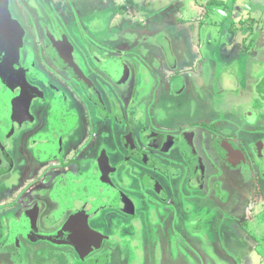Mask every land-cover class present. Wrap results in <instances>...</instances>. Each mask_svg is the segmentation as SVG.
<instances>
[{"label":"flooded vegetation","instance_id":"flooded-vegetation-1","mask_svg":"<svg viewBox=\"0 0 264 264\" xmlns=\"http://www.w3.org/2000/svg\"><path fill=\"white\" fill-rule=\"evenodd\" d=\"M13 1L18 12L0 10V264H109L110 250L118 251L120 240L142 231L135 223L143 212L166 208L169 224L174 213L186 222L183 203L201 198L189 190V176L196 183L193 191L201 190L203 181L209 199L219 194L225 177L237 190L244 176L253 180L251 190L239 191L246 219L253 220L264 207L258 191L264 118L238 101L240 91L232 93L245 83L244 72L253 80L256 68L255 94L264 105L259 21L248 17L239 30L226 17L229 5L223 10L221 2L203 0L189 25L186 60L171 58L159 68L142 62L138 45L122 33L117 42L108 28L82 23L79 0ZM210 6L225 14L214 20L216 34L221 27L227 31L219 45L208 35L214 43L210 51L216 52L207 58L202 52L208 50L193 39L202 33L205 18L216 14L209 13ZM120 22L113 25L114 35ZM238 37L243 43L228 46ZM180 97L187 101V113L177 109L158 120ZM187 123L190 135L183 131L187 126L181 129ZM162 126L175 129L172 140L182 137L188 143L185 156L164 150ZM208 161L210 172L204 174L201 163ZM228 213L237 221L232 204ZM216 218L209 221L211 228ZM219 222L215 233H226L225 221ZM246 226L237 232L253 237ZM163 234L165 241L172 238ZM233 235L227 234L234 240Z\"/></svg>","mask_w":264,"mask_h":264},{"label":"rangeland","instance_id":"rangeland-1","mask_svg":"<svg viewBox=\"0 0 264 264\" xmlns=\"http://www.w3.org/2000/svg\"><path fill=\"white\" fill-rule=\"evenodd\" d=\"M0 1L2 3V5L0 6V10L2 13L5 12V14H7L8 12L12 15L10 11H19L15 6L13 0ZM208 1L209 0H206V2ZM259 1H261V4L264 5V0ZM216 2H221V4L224 5L222 6L223 10L226 4L229 5L228 7L230 8L229 11L231 16L228 14L226 15V17L228 16L230 22H233L234 25L239 28V30L241 24L240 22L242 20L248 19V17L254 18V21H259L260 28L264 26V10L252 11L251 9H249L248 6H252V2L250 3L246 0H236V5H233V0H216ZM254 6L256 5L254 4ZM102 7H99L98 4H90V11L88 12L89 15H79V20L81 19L80 21L82 23L85 22L88 28H90L91 26H93L92 22L97 23L98 19L95 17L93 19H90L89 16H91L94 12L100 11ZM213 7L218 10L216 6ZM209 9L211 10L212 7L210 6ZM250 10V15H247ZM41 13H45L44 9H41ZM209 13L216 14L213 16L209 15L205 18V20L203 21L204 25L201 37L198 36L193 40V42L196 44H201L202 46L204 45L206 50H208V53H204L203 51L202 55H207V58H212L216 51H210L209 45L213 46L214 43L216 45H219L227 29L225 27H221L219 33L216 34L217 32H215V30L217 29V24H214V20L217 18H221V16L225 17V14H223L221 11L215 10H211L209 11ZM86 17H89V19H87ZM102 19L103 22L108 24V19L107 21H105L104 18ZM236 19H239V21H235ZM102 27L108 28L105 24H103ZM249 27H251V25ZM120 28H122L121 25ZM127 29L128 28H124L122 30ZM239 30H237L238 35H242L241 33H239ZM120 33L117 34L116 32V35L109 33V35L115 36L117 39H113L118 42ZM209 34L213 38L214 43L212 40H208ZM232 42L234 44L235 41ZM226 49L227 47L224 48L225 51ZM185 54L189 56V51L185 52ZM235 57L236 56H231L232 59H234ZM183 60L185 61L186 57H184ZM237 65H239L238 61ZM261 65L264 66V63H262ZM233 69H235V67L233 66H229L228 68V70L231 71ZM255 69L256 68H254L252 71V81H250L251 79H248V73H243L242 78L245 79V83L240 85V87H238L239 89L236 88L233 91L232 95H235L240 91L238 93V101H242L243 105L250 108L252 111H259L262 116H259V120H263L264 105L262 104L261 99L258 98L255 94V89L257 87H255V85L260 77H258L259 72L255 71ZM239 70L241 69L239 68ZM240 74L241 71L239 72V76ZM226 85L229 86V83H226ZM231 89L234 88L231 87ZM190 108L191 107H188V109ZM177 109H182L185 113H187V101L185 98L180 97L178 99V104L175 105L174 108L164 110L167 113L161 115L158 120H163L164 118L166 120V117L173 114L172 112ZM192 112H195L194 109H192ZM250 122L256 123L255 120H250ZM187 125L188 123L181 127V129H184ZM162 127V129L165 131H160L159 134L162 135V140L165 143L164 150L166 152L170 150L171 152H173L174 156H185L187 153L186 146L188 143H184L182 137H180L179 139L173 138L172 140L171 137L173 136L175 129L171 130L170 126ZM189 129L190 127L187 126V129H184L183 131L189 133L190 135L192 131H190ZM261 137H263V135H259L258 138L261 139ZM191 141H193V138L191 139ZM154 142L159 141H153V143ZM189 144L191 145L190 142ZM207 148L208 150H210V147ZM187 160L189 161L190 159ZM165 162L168 163L166 160ZM209 162L210 161H208L204 166L203 162L201 163L204 174L210 172V169H208ZM223 170L232 172V175L238 174L237 176H240L239 171L236 172L235 170L226 169L225 167L223 168ZM248 180L249 179H246L244 176L242 182L238 181V184L241 185V190H237L234 187L236 185H233V183L225 177L221 180V184L219 185L221 189L219 194L217 196H213V199H209L208 194H204L203 192V181L202 183H200L201 190H199L198 192L193 191L196 183L192 179V177L189 176V190L195 192L194 194H200L199 196L201 198L197 197L195 202L194 199H189V202L183 203L184 206L182 205V208L188 213L189 216L186 219V222L180 223L179 219L174 213L173 215H175V218L170 220L172 224H169V221L165 219L167 218L166 208H161L156 211L153 210L151 212L142 211L143 214L139 215L138 221L135 223L136 226H138V224L140 225V227L143 226L142 231L140 229H136L137 232L135 234L125 237L124 239H122L123 241L120 240V242H122V245H120L121 248L118 251L110 250L114 258L112 261H108L109 264H240V262H242L243 264H249L247 263V261H249L250 264H255L258 257L263 259L261 264H264V213H261L259 217H256L250 223H248L246 219L247 214L245 211L246 201L245 198L242 197V193L239 194V191L251 190L249 184H251L253 180ZM259 187L260 188H258V191L260 193L263 192L262 194L264 195V175L261 176ZM221 191L223 192V201ZM194 194L191 195V197L196 196ZM166 195L168 197L169 193H167ZM230 204H232V211L235 212L238 217L237 221L235 219H232L229 213L227 214V210L229 209ZM175 211H179V207H176ZM213 217L217 218L215 225L213 223L214 228H211L209 221H211ZM220 219H223L225 221L222 224L223 228H226V233L216 234L215 232L217 231L215 230V228L220 227ZM188 221L190 222L187 224ZM242 224L247 225L246 228L251 230L253 237H248L246 236V234L237 232L241 231L240 225ZM154 225L156 228H154ZM152 227L155 230L152 229ZM234 231H236V234L234 233ZM164 232L169 233L166 237H172L169 241H165V239L163 238L165 237L163 234ZM183 232H186L185 240L184 238H181L183 237ZM230 232L234 234V240L230 239L231 237L227 236V234ZM122 234L123 230H118L119 239ZM253 242L257 243L258 245L251 249ZM162 254H165L166 257L164 258Z\"/></svg>","mask_w":264,"mask_h":264},{"label":"crops","instance_id":"crops-1","mask_svg":"<svg viewBox=\"0 0 264 264\" xmlns=\"http://www.w3.org/2000/svg\"><path fill=\"white\" fill-rule=\"evenodd\" d=\"M80 4L76 10L79 15H89L90 4H98L102 7L100 11L94 12L90 17L98 19V30H104L103 24L107 25V33L113 30L116 19L121 21L122 28L118 33L122 32L123 37L131 44H137L138 58L142 62H149L150 66L162 67L163 63H167L171 58H184V51L190 42L189 25L195 23L196 15L200 9L203 0H79ZM252 2V7L264 10V5L259 0H246ZM248 3V2H247ZM254 4L256 6H254ZM116 5V7H115ZM250 5V4H249ZM113 6V7H112ZM242 6V5H241ZM89 17H86L89 19ZM92 17V18H91ZM104 18L108 19V24L103 22ZM130 23V24H129ZM130 28H129V27ZM128 28L127 30H122ZM122 30V31H120ZM201 37V33H199ZM122 37V38H123ZM196 38V37H195ZM194 38V39H195ZM193 39V40H194ZM111 40L114 41L113 38ZM234 44L229 43L228 46L237 47L243 43L240 37L234 39ZM131 46V45H130ZM204 46V45H203ZM148 64V63H147ZM263 211V212H262ZM264 213V208L257 209L255 217H259ZM258 244L253 242L252 248ZM250 249V251H251ZM231 255V254H229ZM263 259L257 258L255 264H261ZM247 263L250 264L249 261ZM240 264H243L240 262Z\"/></svg>","mask_w":264,"mask_h":264}]
</instances>
